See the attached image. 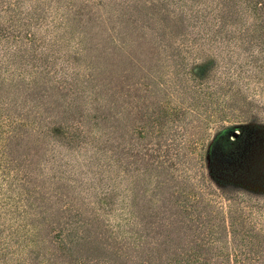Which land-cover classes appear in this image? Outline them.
Segmentation results:
<instances>
[{
  "label": "trees",
  "instance_id": "trees-1",
  "mask_svg": "<svg viewBox=\"0 0 264 264\" xmlns=\"http://www.w3.org/2000/svg\"><path fill=\"white\" fill-rule=\"evenodd\" d=\"M31 1L24 11L26 0H1L6 15L0 17V43L7 45L0 70L27 57L45 70L27 80L21 69L0 79V264H264V221L256 218L264 211L254 204L259 194L237 180L238 163L252 145H264V130L247 125L263 108L256 95L264 99V60L251 51L264 50V0H246L256 19L235 36L223 29L243 26L239 0H179L175 22L182 48L174 49L162 35L165 39L144 57L140 36L126 41L124 33L109 31L104 41L93 29H78L85 17L98 23L94 11L107 0ZM53 11L56 29L44 34L32 29ZM187 27L196 30L195 38L186 36ZM77 33L79 42L71 48ZM234 38L240 51L248 52L247 60L240 51L233 57L235 50L221 47L220 75L212 67L199 77L189 74L203 51L198 45ZM173 50L177 57L178 50L191 56L190 64L169 73L175 67ZM163 51L169 80L155 81L159 71L152 66L165 64ZM59 62V77L51 79L49 69ZM172 74L176 78L170 79ZM186 106L201 110L188 120ZM171 117L191 124L182 127L179 138L163 126ZM210 122L221 124L207 158ZM56 142L70 148L86 143L108 160L93 155L86 162L87 169L95 161L99 166L90 169L88 181L72 173L69 161H56ZM42 159L54 161L51 173H43ZM206 160L216 187L202 171ZM110 161L122 171L120 177ZM104 168L113 174L101 178ZM122 179L129 189L125 198ZM216 191L229 204L223 205Z\"/></svg>",
  "mask_w": 264,
  "mask_h": 264
},
{
  "label": "rangeland",
  "instance_id": "rangeland-1",
  "mask_svg": "<svg viewBox=\"0 0 264 264\" xmlns=\"http://www.w3.org/2000/svg\"><path fill=\"white\" fill-rule=\"evenodd\" d=\"M68 1H75V3L77 5L81 4V0H66L63 1L64 5L68 2ZM179 0H107L106 1V7H98L96 9V11H94V13L96 14V16L99 17V22L97 23L95 20H88V17H85L84 19L87 20L86 24L84 21L83 24L78 22V29H80L81 31H85V30H89V29H93V31L97 34V36L102 39V40H106L105 36L109 35V31L110 32H119V33H124V35H126V41H128L129 39L133 40V36H140L144 45H142L141 47L144 48V52L140 53L142 54L141 56H147L148 53H151V48H153V46L157 45L158 43V39H160L162 37V35L166 38L169 39L168 42H172V45L175 47H177L176 45L179 44L180 48H182L181 46V35L179 33H181V31L178 29V27H176V20H178V16L180 13V4L176 3ZM30 2H32L31 0H26L25 5L23 6V10L26 11L27 9H29V4ZM53 2V1H52ZM198 3L202 4L203 1H199ZM215 2H211V6H212V13H214V11H216L215 9ZM48 4V3H47ZM53 4V3H51ZM56 6L58 5V3H55ZM239 4H240V10H239V14L238 17H240L243 21V26L240 27L239 25L232 23V25L228 26V28L223 29V32H227L228 33L235 31L234 33L232 32V36H235L238 32V30H242L244 28V26H250L252 25V23L255 21L256 17L253 15V13L250 11V4L246 3V0H239ZM49 6H51L49 4ZM59 6V5H58ZM57 6V7H58ZM59 9H62L59 7ZM4 7H2V3L0 0V17L2 15H6V12L3 11ZM238 11V10H236ZM113 13V14H112ZM48 17H45V21L41 22V25H32V29L35 31H40L41 33H45L46 30L51 31L52 29H56L51 27L52 19L51 17L55 14L54 11L53 13L48 12ZM119 14V15H123L126 18L125 19H120L117 17H114V15ZM212 16L213 15H209L208 16V20L212 21ZM129 19V22H127V20ZM85 20V21H86ZM128 24L127 27H125V25ZM263 29V33H264V25L261 26ZM68 29H71L70 26H68ZM227 29V30H226ZM127 30V31H126ZM172 31H175V34L173 36L170 35V33ZM194 31H196L194 28L191 27H187L186 29V36L188 38H195V34L193 33ZM126 33V34H125ZM79 33H77L74 37H72L69 40V47H76V45L79 42V37L80 35H78ZM161 35V36H160ZM122 37V34H121ZM164 37H162L163 39H165ZM161 38V39H162ZM262 38L264 39V35H262ZM160 39V40H161ZM109 41V40H108ZM163 41V40H162ZM238 39L234 38L231 41H226L224 39L222 40H217V41H213L212 46L208 47V45H206V47H203L201 45H198V48H201V53L199 55H197V57L194 59L196 60L194 62V64L191 65L189 74L195 75V76H201V73L207 69L212 67L214 68H220L219 66L222 64L220 62V58L217 55V49H219L222 47L223 49H225L224 51H226L227 49H232L235 50L233 53V57H235V55H237V52L240 51V48H238L236 46V44H238ZM168 43V44H169ZM189 43V42H188ZM7 44L3 45L6 47ZM226 45V46H224ZM2 42L0 43V54L3 53L2 51ZM9 49L10 47H12V49L15 48V44L11 43L8 44ZM221 48V50H223ZM176 52V51H175ZM240 55L243 56L244 60L248 59V52L247 51H240ZM255 55H257L259 58H261L262 60H264V50H260L258 47H253L252 51ZM174 53V50H173ZM178 53L180 54L181 57H177V55L175 54V56H173V60L172 62L175 64L173 71L169 72V73H176V71L181 70L182 68H184V66L187 63V59H190L191 56L188 58V55L186 52H183L178 50ZM39 54V53H38ZM164 63L163 65L157 64L153 65V69H158L157 72L159 71V73H155V81L158 80L160 81V79H162V76L164 79L169 80V78H167V73L164 72V70L167 68L166 65V59H165V55L166 52H162L161 53ZM225 55V54H223ZM157 56V55H156ZM226 57V56H225ZM181 62H183V67H177L178 64H180ZM189 62V61H188ZM28 63V64H27ZM34 63V64H33ZM190 64V62H189ZM30 65H38L39 67L36 69H32L30 67ZM59 66H60V62L59 63H52L51 68L49 69V77L51 79H55V77H59ZM75 66V70L77 71H82L83 70V65H73ZM148 66V65H147ZM151 67V66H150ZM21 69V72H24V77L25 79H29L30 77L34 76L35 74H37L40 70L44 71L45 69L42 68L39 64V62L37 61H32L29 59V57H27V60L22 61L20 63V65H17V67H15V65H12L11 68H9L8 71H3L0 70V79L2 77L7 78V77H11L14 73L17 74L19 72V70ZM36 70V71H35ZM58 70V73H56V71ZM166 71V70H165ZM216 73H218V75H220L219 69L218 71H216ZM183 74V71H181V75ZM63 75V74H62ZM225 75V72H221V76ZM154 76L152 75V77L154 78ZM173 76V74H172ZM63 77H65V75H63ZM174 79L176 77H171L170 79ZM206 80V76L203 77ZM243 81H245L247 78L243 77L242 78ZM171 82V81H169ZM251 83L253 86H256L257 84L255 83V81L252 79ZM190 84L192 86H195V84H197V82L194 81H190ZM157 86V84H155ZM187 93H190V90L187 91ZM177 94V93H176ZM173 95V94H172ZM178 96V100L179 102H177V99L175 97V94L173 95V97L175 98V102L176 103H180V97ZM186 100L189 98V94L186 95ZM256 97L260 100H262V103H259L260 106H262L263 108L260 109L257 113V116L251 118L249 120V123H247V125H254L259 128V129H263L264 130V99H262L261 96L256 95ZM157 99V98H156ZM185 106V104H184ZM197 109V110H196ZM200 111L201 110V106H196L195 109L193 110L190 107L186 106V114H187V119H194V111ZM176 117V116H175ZM168 118V117H167ZM172 120V121H171ZM187 120H182V119H176L174 117H171L169 120H164L163 126L170 130V136L175 137V138H179V135H177V133H180L182 127L184 125H191L188 124L186 122ZM221 123L218 122H210L207 126L208 131H210V140L209 142L206 143V157L209 158L208 156V150L211 147L210 142L213 139V137L218 133L217 131L219 130V125ZM257 128V129H258ZM235 133V132H234ZM233 133V134H234ZM207 141V140H206ZM55 150L53 151V155L57 156V160L56 161H60V160H67L69 161L70 164L73 165V171L72 173L75 176L78 177H84L85 179H87L89 181V179H91V173H90V169H93L94 171H97L99 169V166L97 165V161H95L91 167H89V169H87L88 167L85 166L86 162L89 161L93 155H97V157H99L100 159H102L101 161H103V159L106 161L108 160V157L105 158L104 155H101L102 153L96 152V154H94V150L91 149V147H89V145H87L86 143L83 144L82 146H77L74 148H70L69 146H67L64 142H56L55 143ZM63 153H65V155H63ZM52 153L48 156L51 157ZM53 160L49 161H45V159H42V171L43 173H51L52 172V167L54 166L53 164ZM112 162V167L111 169L114 167L117 175H119V177L122 174V171L120 169L117 170V167H115V162L114 161H110ZM210 161L206 160L204 162V167L202 169V171H204V173L207 175L208 181H211V175H209L210 173ZM78 164H80V166H78ZM240 166V168L242 169V174L241 177L237 178L238 181H240L239 183H241L242 181L244 182V184H246L250 189H252L253 191H255V193L259 194V202L256 203L254 202V204H260L262 205V210L264 211V145H252L251 150L248 152L246 158L244 161H240L238 163V167ZM109 172L110 175L113 174V171L110 170L108 171L106 168H104L101 172L100 177L104 178V176ZM80 173V174H78ZM184 174V172H182L180 170V175ZM220 177L223 179L225 177V175L222 177L220 175ZM108 182V180H106ZM152 181V180H151ZM150 181V182H151ZM153 182V181H152ZM210 183H212V185H216V183L214 181H211ZM151 186V184L149 185V187ZM216 187V186H215ZM119 188L122 189V191L125 193L124 194V198L128 196L129 194V189H128V185L127 183L122 179V181L119 184ZM216 190V188H214V191ZM84 192L85 191L84 189ZM218 192L219 194V199H221V202L223 205L229 204L228 198H225L221 192L216 191V193ZM122 196V195H121ZM119 197V199H121L122 197ZM239 202V201H237ZM241 204L244 205H248L247 202H242ZM255 208V207H254ZM256 209V208H255ZM257 219H261L262 221H264V216L260 217L258 215H256ZM117 219V218H116ZM115 221V219H114Z\"/></svg>",
  "mask_w": 264,
  "mask_h": 264
},
{
  "label": "water",
  "instance_id": "water-1",
  "mask_svg": "<svg viewBox=\"0 0 264 264\" xmlns=\"http://www.w3.org/2000/svg\"><path fill=\"white\" fill-rule=\"evenodd\" d=\"M234 135H237V133L235 132Z\"/></svg>",
  "mask_w": 264,
  "mask_h": 264
}]
</instances>
